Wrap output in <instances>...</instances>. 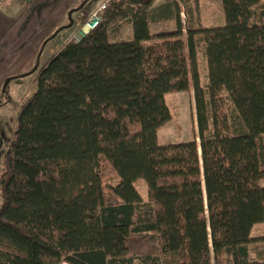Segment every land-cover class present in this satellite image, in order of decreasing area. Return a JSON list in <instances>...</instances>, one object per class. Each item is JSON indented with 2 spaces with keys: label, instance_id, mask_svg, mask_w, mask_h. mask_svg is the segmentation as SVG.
<instances>
[{
  "label": "trees",
  "instance_id": "obj_1",
  "mask_svg": "<svg viewBox=\"0 0 264 264\" xmlns=\"http://www.w3.org/2000/svg\"><path fill=\"white\" fill-rule=\"evenodd\" d=\"M122 1L23 103L0 170V264H264L250 256L257 225L264 245L263 0H221L209 28L193 0ZM123 21L132 39L113 42ZM189 91L195 138L161 145L165 96Z\"/></svg>",
  "mask_w": 264,
  "mask_h": 264
},
{
  "label": "rangeland",
  "instance_id": "obj_2",
  "mask_svg": "<svg viewBox=\"0 0 264 264\" xmlns=\"http://www.w3.org/2000/svg\"><path fill=\"white\" fill-rule=\"evenodd\" d=\"M76 5L79 7L83 6L84 12L86 13L94 12L103 4L108 2L99 0H75ZM99 1V2H98ZM121 1V0H115ZM154 7H158L165 4L167 0H155ZM59 2V1H57ZM56 2V4H57ZM128 0H123L122 3H128ZM264 2V0H263ZM35 0H0V19L9 20L11 23L17 22L24 17V25H26L30 16L33 13V6L36 4ZM191 9L194 11V21L199 23L201 27L209 28L217 25L224 24V15L221 0H193L191 2ZM88 11V12H86ZM181 9V18L183 21L184 28L188 23V17H186ZM44 14V15H43ZM39 13V19L41 22L47 20V13ZM103 16V13H102ZM88 16H81V21H87ZM69 16L67 20L69 21ZM24 25L22 27H24ZM21 27V28H22ZM30 32L26 29H21L17 36L20 37V44L24 42V47L22 50L29 46V42L35 38L39 41L40 37L43 36L41 33V27L36 26L31 27ZM176 25L173 21L162 22L159 24L151 25V32L153 35L160 33L169 32L175 30ZM60 31V30H59ZM64 31L59 36L54 33L49 36L46 40L40 43L35 51L36 56L32 55L29 60H23L18 65L16 62L9 66L8 72L15 73V69L19 73V76L12 75L9 80L7 87V95L4 96V90L0 94L1 99H5L3 103H0V168L4 161V157L8 146L13 141V137L18 127V116L23 106V103L31 98L37 90V77L42 69L49 63V61L57 55V53L68 43L76 42L81 38V33H77V29H73L66 39H64L67 34V29H62ZM60 31V32H61ZM56 34V33H55ZM132 26L129 21H123L117 25H113L110 28V36L113 42L126 41L131 37ZM77 38V39H76ZM24 39V40H23ZM64 39V40H63ZM23 40V41H22ZM36 41V43H37ZM201 65L203 70V83L204 86L207 84L206 79V65L203 57H201ZM22 76V77H21ZM19 78L18 83H14L13 78ZM5 81V82H6ZM225 105L229 112H233L232 104L227 97H224ZM0 99V100H1ZM166 105L171 112V121L165 125L158 133V141L161 145H171L185 143L193 141L197 134V120L195 111V99L193 91L182 92V93H172L165 96ZM136 189L142 196L144 201L148 200L147 187L145 182L140 181L136 184ZM1 203V202H0ZM252 237L254 242L250 245V256L251 259H258L264 253V245L261 241L263 233L260 226H255L252 231Z\"/></svg>",
  "mask_w": 264,
  "mask_h": 264
},
{
  "label": "crops",
  "instance_id": "obj_3",
  "mask_svg": "<svg viewBox=\"0 0 264 264\" xmlns=\"http://www.w3.org/2000/svg\"><path fill=\"white\" fill-rule=\"evenodd\" d=\"M35 1H37V3L33 5L35 6L33 8V13L31 14L30 20L26 25H24V17L17 22H14V24L9 20L0 19V94L3 92L5 81L7 79L11 78L14 74L15 76H19L17 69H15L14 74L12 71L8 72V68L10 65L14 64L15 62L16 65H18L23 60L31 59L32 55H34L35 57L37 54L35 49L40 46V43L49 38V36H51V34H53L54 32L56 33H54V36H59L64 32L61 31L62 29H67V34L65 35L64 39H66L71 32H74V28L77 29L76 32L79 34L85 24V21L80 20V17L88 15L90 16L93 13L92 12L90 14V12L86 11L88 13H86V15L83 14L84 8L86 6L83 7V5L81 7H78L75 0ZM105 2H108V0H105ZM43 12L48 14V18L47 20L41 22L39 19V13L43 14ZM68 16L70 18L69 21L67 20ZM23 25L24 27H22ZM37 25L42 28L40 34H43V36L40 37L39 41H37L36 38L33 41L31 40L29 42V46L26 49L22 50L24 47V42L19 45V41L21 38L17 36V33H19L21 29H26L28 30V32H30V28H35ZM130 39H132V34L128 40ZM4 100L5 99H1L0 103L5 102ZM2 167L3 163L0 170L2 169Z\"/></svg>",
  "mask_w": 264,
  "mask_h": 264
},
{
  "label": "built area",
  "instance_id": "obj_4",
  "mask_svg": "<svg viewBox=\"0 0 264 264\" xmlns=\"http://www.w3.org/2000/svg\"><path fill=\"white\" fill-rule=\"evenodd\" d=\"M107 4L101 5L97 10H95L87 19L86 23L84 24L83 28L81 29V38L86 36L89 32L96 29L101 21L102 13L106 9ZM80 38V39H81ZM77 39V38H76ZM79 41V39H78Z\"/></svg>",
  "mask_w": 264,
  "mask_h": 264
}]
</instances>
